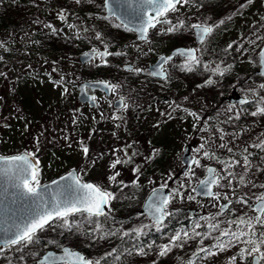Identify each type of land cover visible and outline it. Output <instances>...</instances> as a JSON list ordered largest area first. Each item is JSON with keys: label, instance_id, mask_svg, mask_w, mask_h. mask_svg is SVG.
Returning <instances> with one entry per match:
<instances>
[{"label": "rangeland", "instance_id": "obj_1", "mask_svg": "<svg viewBox=\"0 0 264 264\" xmlns=\"http://www.w3.org/2000/svg\"><path fill=\"white\" fill-rule=\"evenodd\" d=\"M28 1L36 7L34 18L17 25L16 30L10 35L0 36V44L4 45L0 47V57H2L0 73L4 74L0 75V156L34 152L39 155L41 181L46 182L69 170L76 169L81 179L86 180L84 182H92L115 194L121 191L122 186L109 184L107 177L113 171H119L120 176L117 180L123 181L128 185L127 187L132 189L130 198H126L122 204L123 206L128 205L127 208L133 204L135 199L146 198L154 188H159L165 181L168 183L170 180L168 177L171 175L170 169L174 172L171 175L173 179H176L178 174L180 177L167 188L170 192L178 190L183 194V198L178 195L176 199L187 203V215L189 210H193L194 214L202 212L203 215L220 213L221 203L237 194L235 193V188L239 184L237 180L233 179L231 185L227 184V180L223 181L222 185L225 186L221 187L217 196L221 198L227 196L226 201L221 202L217 197L206 200L207 204L204 205V200L194 196L193 191L191 195L195 197L194 199L189 200L187 196L190 194L188 189L195 182V177L204 172L205 167L196 168L194 166L192 169L195 175L189 178L185 177V173H180L181 154L186 145L195 143L191 151L195 157L197 156L196 150L202 144L205 146L203 150L214 152L219 142L218 137L214 136L215 130L210 132L203 124L208 111L202 102L199 99H185L184 84L173 80L156 86L153 95L148 96V91L143 90L147 89L146 83L149 84L150 80L144 76V73L139 75L131 73L134 74L132 78L136 82L133 91L131 86L121 84L117 80L120 76L108 74L103 79L110 84L119 85L116 94H112L111 99L123 97L129 105L127 110L118 113L123 119L112 120L110 118L114 109L109 107L110 99H106L103 95L96 97L97 110L87 105H80L76 100L77 87L82 82L80 68L88 65L83 66L78 62L80 54L58 57L46 54L42 50L39 52L37 51L39 44H36L34 38L36 32L52 31L45 27L47 24L60 29L62 34L70 35L74 33V30L68 29L66 23L58 19L60 11L56 12L52 6L48 5L50 0ZM196 1L190 0L187 5L180 7L172 18L175 21L183 20L188 25L192 23L218 24L221 20L224 21L208 37L204 45L194 46L203 48L202 61L209 63L210 67H215L217 63L221 68L231 65V70L220 77L236 82L233 90L239 95L245 93L247 87L244 86L247 83L251 80H256L258 83L261 81L258 79L259 75L255 79L252 73L255 69V62L258 65V53L264 44V19H262L264 0H254L251 5H246L243 9H240V5L244 4L245 0H227L231 3L230 7L222 10L215 19L206 22L200 16L183 18L185 14H191ZM66 6H68V13H65L68 16L67 23L76 25L82 31L88 29L84 36L88 41L91 39L89 42L91 47L95 46L103 50L101 42L92 39L97 32L93 23L97 16L90 15L91 19L87 16L89 20L82 21L78 14L81 9L79 4L74 0H68ZM168 18L171 20L170 17ZM157 33H160L159 30ZM158 38L157 35L155 39ZM161 38L160 40L163 41L155 42L152 46L148 43H138L127 39L123 44L130 47L135 59H137L136 53L142 55L143 52H150L145 55L147 58L144 61L137 62V67L146 69L151 57L175 45L173 41L165 40L167 35ZM112 40L120 41L118 35L110 31L108 35H105L104 41L111 48L115 43ZM230 43L233 44V48L225 51ZM134 45H139L140 51ZM237 47H240V51H236ZM150 48L152 51H148ZM115 50L117 51V48ZM131 63H134V60H131ZM95 64L97 63L93 65ZM108 65H113V63L108 61ZM117 65L122 68L123 64L118 62ZM242 75L245 78L241 80L239 76ZM62 76L68 88L66 94H62L64 91L62 86L53 84V81H60ZM238 83L241 86L237 87ZM163 88L165 91L159 94ZM132 92L138 94L132 97ZM21 97L26 99L25 104L20 103L19 98ZM176 104L180 105V109L173 111ZM184 109L197 113L201 119L196 121ZM162 113H171V117L162 115ZM74 120L75 123H73ZM202 127L204 130H199ZM90 134L91 138H89ZM37 139L39 150H37ZM80 142L89 147L87 159L81 151ZM127 145H131L126 148L128 156L132 157L131 162L117 165L114 170L110 169L109 165L117 157L128 158L123 151L114 154L113 150L124 149ZM133 152L137 155L133 156ZM146 157H151V159H146ZM200 160L202 165H213V160L202 157ZM137 166L140 171L134 174L133 169ZM236 169V173L244 171L239 166ZM219 174L227 175L223 168L219 170ZM133 180H136L135 186L132 184ZM182 183L187 187L181 188ZM168 210L170 211L169 208ZM255 215L253 211L248 213V217ZM126 219L129 226L133 228L142 225L155 226L140 213H131ZM62 241L65 246L81 252V247L72 245L67 237H63ZM12 254H15L17 259L22 256V252L14 248L6 252V257ZM2 257L0 255V264L6 260ZM40 257L41 255L39 259Z\"/></svg>", "mask_w": 264, "mask_h": 264}, {"label": "snow or ice", "instance_id": "obj_2", "mask_svg": "<svg viewBox=\"0 0 264 264\" xmlns=\"http://www.w3.org/2000/svg\"><path fill=\"white\" fill-rule=\"evenodd\" d=\"M75 2L80 4L82 0H75ZM109 2L110 0H104V7L108 9L109 15H118L115 9L109 7ZM189 2L190 0H135V8L132 9V12L137 16L140 24L135 28H128L125 26L126 30L136 31L138 33V39L145 43H150L148 38L149 31L156 29L158 26H160L159 32L162 35H176L184 30H188L193 34L197 44L202 46L208 37L212 35L214 30L219 27V24H223L224 21L221 20L218 24L192 23L188 25L183 20L173 23L168 18L169 13L179 11L180 7H184ZM253 2L254 0H245V3L240 5V9L245 8L246 5H251ZM112 3L120 5L121 0H112ZM124 3L130 4L131 0H124ZM102 18L108 19L109 17L105 16ZM58 19L66 23L68 29L76 30V39L81 38L77 26L72 23H67L68 16L63 10L58 13ZM229 19H231V17H229ZM262 19H264V17H262ZM165 25H167V27H164ZM115 26L120 27V25ZM45 27L51 29L54 33L59 31L51 24H47ZM84 31L86 32L88 29H84ZM92 39L100 41L103 45V50L93 46L88 52L83 53V56L89 62L98 61L99 63L95 64V66L98 67L100 64L106 66L108 64V57H127V53L123 49L115 52L109 51L110 45L104 41L102 33L96 32ZM89 42H91V39ZM134 46L140 51L139 45ZM0 47H4V45L0 44ZM232 48L233 44L230 43L225 51ZM148 51H152V49L150 48ZM236 51H240V47H237ZM202 53V47H178L173 51L172 55L160 56L156 65H154L152 70L147 72V74L168 80L170 78V67L179 68L180 71L188 73L198 68H203L205 71L210 72V75L203 84L197 85V87L212 86L217 83L212 77L217 75L223 77L231 70L232 66L227 65L221 68L220 64L217 63L215 67H210L209 63L202 61ZM144 54L147 55V53ZM175 57L182 58L183 63L174 65L172 62ZM259 57L260 67L264 69V49L260 50ZM0 59H2V57H0ZM125 70L137 75L145 72V69L135 67L131 63H126ZM53 71H56V69H53ZM0 75L4 74L0 73ZM262 75H264V73H262ZM64 80L65 78L62 76L60 81H53L54 85L63 87L64 91L62 94L68 93V88L65 86ZM96 86L103 87L106 92H110L113 95L116 94V90L119 88V85L110 84L108 82H98ZM85 87L91 88L93 85ZM259 88L264 90V84H260ZM248 91L254 90L249 89ZM185 99H187V97H185ZM88 100L93 106H98L95 96H89ZM240 103L248 104L250 101L244 98ZM109 107L114 109L110 118L112 120H121L123 118L118 113L127 110L129 105L123 97H120L115 104L109 102ZM178 109H180V105L176 104L175 108L172 110L176 111ZM184 111L196 121L201 119L195 112L188 111L187 109H184ZM162 115L171 117V113H162ZM251 115L264 116V97H260L256 110L251 112ZM235 118L239 119V115ZM75 122L74 120L73 123ZM117 127H119V125H117ZM199 130L203 131L204 129L201 128ZM113 135H115V133H113ZM89 138H91V134ZM220 139L222 140L223 136H221ZM80 143L81 151L87 159L90 151L89 147L83 142ZM127 147H131V145H127L124 149H114L113 153L115 154L118 151H123L125 156H128L126 151ZM204 147L205 146L202 144L200 148L196 150L197 156L192 158L191 165H194L196 168L205 167L208 176L206 179L199 181V184L192 189L193 192L217 198V194L213 192V186L224 187L225 185L220 183L221 180H227L228 185H231L233 179L237 178L241 184L245 183V175L252 167V162L249 157L252 156L253 153H249L248 149L245 148L244 152L247 153V155L243 156L242 161L238 159L221 161L216 157L215 153L203 150ZM218 147L225 148L226 145L222 143L218 145ZM251 147L264 151V141H261L259 144L251 145ZM37 150H39L38 139ZM227 151L232 153L233 149L228 148ZM132 155H137V153L133 152ZM200 157L222 163L223 171H226L227 175L222 176L217 169L202 165ZM131 159V156H128L127 159L117 157L111 162L109 167L114 170L117 168V165L127 164L131 162ZM146 159H151V157H146ZM237 166L244 170L243 174H237L231 171V169H235ZM81 171L84 170L81 169ZM139 171V166L133 169L134 174L139 173ZM192 175H195V173L190 167L185 177L189 178ZM118 176H120V172L113 171L107 179L109 184L122 186L121 190H123V187H127L128 185L124 184L123 181H118ZM40 177V161L34 152H25L13 156H0V189L8 192L10 197V203L7 205L0 199V254L11 248H15L17 251L22 252L29 246L39 243L37 234L45 231L47 228L55 230L56 227H59L62 229L59 235H63L64 232L73 233L80 228L81 222L87 223L89 226L88 235L91 239L98 238L103 240L116 236L121 240L125 237H131L139 241L141 237L145 235L144 229L148 228L149 225H142L130 230H123V225L115 230L106 229L105 224L109 220L111 213L110 204L116 199V195L97 184L84 182L76 169H73L67 175L60 177L59 180L52 181L51 184L48 185L42 184ZM229 177H232V179H229ZM137 179H139L138 176ZM168 179H172L171 175H169ZM132 184L135 186L136 180H133ZM52 185L56 187L53 188ZM252 186L256 187L255 184ZM167 187L168 183L165 181L159 188H154L149 202L147 203L148 216L153 221L157 231L164 226L166 218L173 215V212L168 210L169 204H171L178 195L183 198V194L178 190H173L168 195H164L163 190ZM180 187L186 188L187 186L182 183ZM259 187L264 188V185H260ZM187 198L192 200L195 197L188 195ZM224 198L227 199V196ZM237 202L248 204V200L246 199H240ZM13 205H15V207H13ZM250 207L251 210L256 213L254 217H247L246 214L235 216V219L223 222L227 224V228L222 229L220 227L221 222L210 223L207 226L196 223L193 225L191 235L188 231L183 230L175 233L169 238L168 244L158 246L159 250L157 255L159 257L167 256L173 247H183V244L186 243L188 239L194 237H199V242L203 245L204 239L211 237V234L215 232L217 235L212 238L215 239L217 243L212 245L211 248L206 246L199 247L197 252L193 253V256L199 257L201 253H204L206 256H215L217 251H225L229 246L243 243L250 245V247L240 249L239 255L241 258H251L249 264H264V192L254 196V202ZM233 214L235 215L234 210ZM77 215L81 217V222L70 220L71 217H76ZM201 219L204 218L202 217ZM112 222L116 223L114 219ZM205 227H207L208 231L203 233L196 231V229ZM48 244L62 247L56 240H49ZM147 248L152 250L153 245H147ZM212 248L217 251H212ZM62 252L63 255L60 256L48 253L43 256L42 260L38 261V264H101L102 261L107 264L108 257H113L114 260L118 261L121 255L124 254L123 252L118 253L117 249L114 248L111 252L105 253L104 256L93 261L67 247H62ZM133 252L136 255L148 254L143 244L136 246L134 249H129L127 254L131 255ZM32 255L35 257L39 254L33 253ZM21 259H23L22 256ZM236 259L237 257L233 256L231 261H235ZM9 264H11V261ZM153 264H155V261ZM188 264H194V261L190 259Z\"/></svg>", "mask_w": 264, "mask_h": 264}, {"label": "trees", "instance_id": "obj_3", "mask_svg": "<svg viewBox=\"0 0 264 264\" xmlns=\"http://www.w3.org/2000/svg\"><path fill=\"white\" fill-rule=\"evenodd\" d=\"M75 1V0H74ZM68 0H50L49 6L53 8L54 11L63 10L65 13H68V6H66ZM231 3H228L227 0H216L215 2L212 0H197L194 5V9L191 11V14H185L183 18H191L195 16L203 17L206 21H210L215 19L219 13L230 7ZM81 8L78 14L81 16L80 19L82 21L89 19L86 18L90 15L98 16L99 13H103V5L102 0H82L79 4ZM35 5L28 0H0V36L5 37V35H10L15 31L17 25L22 22H28L32 20L35 15ZM91 19V18H90ZM98 22V27L96 28L97 32L102 33L103 37L109 34L110 30L105 28L106 19L101 18ZM178 22V21H177ZM80 32V39H76V30L74 29V33L62 34L60 29L58 32H36L34 34L35 42L38 43L39 46L37 51L41 52L45 51L46 54H50L53 56H76L83 52L90 50L92 47L89 41L85 38L86 32L82 31L79 27L77 28ZM110 29V28H109ZM113 33L117 34L120 41H124L128 39L129 34H125V32L120 27L113 28ZM166 41H173L177 46H188L193 45V35L190 31L184 30L181 33L176 35H167ZM118 44V41L112 40ZM36 48V47H35ZM203 57L201 56V59ZM94 63L87 64V67L80 68V78L83 81L88 80H100L104 79V77L108 74L120 76L117 80L121 84H125L135 89L136 82L133 81L134 74L130 72H125L120 66L117 64L113 65H103L100 66L93 65ZM91 65V68L89 66ZM180 65V64H177ZM258 69V65L255 62V69L252 73L253 77L258 76L256 70ZM174 73L177 75V80L184 84V97H187L188 100H195L199 98L202 104L207 109L208 113L205 116V120L203 124L207 127V130L213 132V130L217 128L223 129L225 134H231V140L224 141L223 144L226 145L225 148H220L218 145L222 144L219 142L215 146L216 157L221 161H229V160H241L244 155L247 153L244 152V149L247 148L249 153H253L249 159L252 162L251 169L245 175V183L241 184L236 179L238 187L235 188L237 194H235L232 198L226 201V199L219 197V200L230 202V207L226 213H215V214H202L199 212L194 216L187 215V203L185 201H181L180 199H175L171 204H169L168 208L173 215L166 218V222L164 226L157 231L156 226H149V228L144 229L145 235L141 237L139 241L131 238L125 237L123 240L120 238L113 236L108 239H91L88 235V225L87 223L81 222V217L77 215L76 217H71L70 220L74 222H81L80 228L73 233L64 232L63 235H59L62 231L59 227H56L55 230L51 228H47L45 231L38 233L39 243L29 246L27 249L22 251L23 259L16 258L15 254L6 257V250L4 253L0 254L5 258L3 264H38L37 261L39 256L45 253L48 250L59 251L62 247L65 246V243L62 241L63 237H67L70 240L72 245H76L81 247V253H83L88 259L96 260L105 253L111 252L114 248L117 249V252H123L120 260H114L113 257H108L107 264H188L189 260H193L194 264H249L251 258L245 257L241 258L239 255L241 248H248L250 245L239 243L235 246H229L225 251H217L212 248V251H217L215 256H206L204 253H201L199 257L193 256V253L197 252L199 247L206 246L211 248L212 245L217 243L215 237L217 233L213 232L211 237L204 239L203 245L200 244V238L194 237L192 239H188L186 243L183 244V247H173L172 250L168 253L167 256L159 257L157 252L159 250L158 246L168 244L169 238L177 232L188 231L190 235L192 234L193 225L196 223H200L202 225L207 226L210 223L221 222L220 227L227 228V224L223 223L226 220L235 219V216L239 215H247L252 212L250 205L254 202V196L259 195L264 192V188L259 187L260 185H264V151H261L258 148L251 147V145L259 144L261 141H264V116H252L251 112L256 110L257 103L260 97H264V90L259 88L260 84H264V79L261 77L260 83L256 82V80H251L246 84L247 87L246 92L241 94L243 97L249 99L250 103L238 106L237 108L233 106H229L226 102V97L231 94L233 89L235 88V83L232 81H228L226 78H221L220 76H215L216 78H212L214 81H217L212 86L207 87H197V85L203 84L204 81L209 77V72L205 71L203 68H199L198 73H188L182 72L179 68H174ZM144 75L148 76L147 70L145 69ZM240 79H244L245 76H239ZM259 77V76H258ZM239 80V81H241ZM169 80L164 81H154L152 84L150 81L148 82L147 89L144 88L143 91H148L154 93L156 90V86L163 85L167 83ZM241 86L238 83L239 87ZM249 89L254 91H248ZM165 91L163 88L159 91V94H162ZM139 92V91H138ZM137 93V92H135ZM132 92V94H135ZM255 93V94H254ZM138 94V93H137ZM132 96V95H131ZM183 97V96H180ZM21 104H25L26 99L24 97L19 98ZM239 115V119L235 117ZM245 116V118H244ZM246 120V122H245ZM203 128V127H202ZM235 129V130H234ZM222 131V132H223ZM227 140V139H225ZM228 148H232L233 152L229 153L227 151ZM36 154V153H35ZM38 158L39 155L36 154ZM213 166H215L219 172L221 168H223L222 163H217L213 160ZM238 167V166H237ZM236 167V168H237ZM42 168V167H41ZM231 169V171L237 172V169ZM260 169V170H258ZM162 171V169H161ZM170 174L173 175L174 172L171 171ZM204 172L199 173L195 177V182L189 187L188 192L193 189L195 183L197 184L203 176ZM237 174H243L240 171ZM180 177V176H179ZM178 177V178H179ZM178 178L170 179L168 185L172 186L174 184L173 181ZM86 181V180H83ZM224 180H221L220 183L223 184ZM250 181V183H249ZM255 184L256 187L252 185ZM221 187H215V193L218 195V192L221 190ZM132 189L127 187L121 190L119 193L115 194L116 199H114L111 204V213L110 218L105 224L106 229L115 230L116 228H120L123 225V230H130L133 227L129 226L128 217L131 213H139L141 206L145 200V197L137 198L133 201L128 208L127 206H123L124 200L126 198H130ZM127 196V197H126ZM240 199L248 200V204H241L237 201ZM203 204L206 205L207 201L204 200ZM233 210L235 211V215L233 214ZM204 219H201V218ZM103 219V218H101ZM113 219L116 223H113ZM196 231L205 232L208 231L207 227L196 229ZM259 231V229H258ZM49 240L58 241L62 247H57L53 244H48ZM143 244L145 245V251L148 252L147 255H136L127 254L129 249H134L136 246ZM153 245V249L149 250L147 245ZM11 248L10 250H13ZM33 253H38L39 255L33 256ZM233 256L239 257V260L231 261ZM225 262L223 263V261ZM101 264H105L104 261Z\"/></svg>", "mask_w": 264, "mask_h": 264}, {"label": "water", "instance_id": "obj_4", "mask_svg": "<svg viewBox=\"0 0 264 264\" xmlns=\"http://www.w3.org/2000/svg\"><path fill=\"white\" fill-rule=\"evenodd\" d=\"M109 7L115 9L116 12L118 13V15H109L108 9L104 7L105 12H106V16H108L109 18L110 17H114L125 29H126L125 26H127L128 28H135V27H138L139 26L140 21L137 18V16L132 12V9L135 8V0H131V3L130 4L124 3V0H121V4L120 5L114 4V3H112V0H110ZM131 32H133L136 35L137 39H138V33L136 31H131ZM194 41H195V39H194ZM195 44L196 45H199V44H197L196 41H195ZM179 48H182V47H179ZM261 49H264V44L262 45ZM174 50H172V52L169 55H172ZM86 52H88V51H86ZM162 56H165V55H162ZM159 58H158V60H159ZM158 60L153 65H151V66L148 67V72L152 70L153 66L156 65V63L158 62ZM78 62L81 65H86V64L90 63L83 56V53H81L79 55ZM258 65H259V69L257 70V74L264 79V75H262V73H264V69H262L260 67V57H259V54H258ZM123 69L125 70V65L123 66ZM153 78H155L157 80H161V81L164 80V79H161V78H158V77H153ZM98 82H105V81H84V82H82V83H80L78 85V87H77L76 100H77V102L80 105L88 104L90 108H96L97 106H93L91 104V102L88 100V97L89 96H95V93L96 92H102L104 95H106V97H110L111 96V93L110 92H106L105 89H103V87L96 86L98 84ZM88 85H93V87H91V88L85 87V86H88ZM241 100H242V98H240V97H237V99H236V101L239 102V103H240ZM115 102L113 104H115ZM21 154H23V153H21ZM192 158L193 157L191 155V146L188 145V146H186V148L184 149V151H183V153L181 155L182 169H181L180 173H187L189 171V168L190 167L192 168L194 166V165H191ZM208 167H212V168H215L216 169V167L215 166H212V165H209ZM70 171H72V170H70ZM70 171L62 174L61 176L53 179L52 181L59 180L60 177L67 175ZM207 176H208V173H207L206 168H205L204 176H203V178L201 180L206 179ZM52 181L46 183L45 185L51 184ZM61 183H63V182H61ZM89 183H91V182H89ZM198 184H199V182L195 185V187ZM52 187L55 188L56 186L55 185H52ZM213 192L215 193V186H213ZM151 193H152V191L145 198V200H144V202L142 204V207H141L139 213L142 216H145L147 218V220L151 224H154L153 221L148 216V213H147V203L149 202V198L151 196ZM169 193H170V190L168 188H165L163 190V194L164 195H168ZM193 194H194V196H196V197H198L200 199H203V200H210V199L213 198V197H210V196L205 195V194H202V193L201 194H197L196 192H193ZM0 199H2L5 202L6 205L9 204L10 203L9 193L6 192V191H3L2 189H0ZM13 207H15V205H13ZM229 207H230V202H225V203H222L220 205L219 210H220L221 213H226L227 210L229 209ZM189 214H190V216H193L194 215V211L193 210H189ZM165 221H164V223H165ZM67 248H70V247H67ZM73 251L78 252L81 255H83L84 257H86L83 253H81L78 250H73ZM48 253H53L54 255H57V256L63 255L62 249L60 251H58V252L49 250V251H46L40 257V259L38 261L42 260L43 256L46 255V254H48ZM38 261H37V263H38Z\"/></svg>", "mask_w": 264, "mask_h": 264}, {"label": "flooded vegetation", "instance_id": "obj_5", "mask_svg": "<svg viewBox=\"0 0 264 264\" xmlns=\"http://www.w3.org/2000/svg\"><path fill=\"white\" fill-rule=\"evenodd\" d=\"M102 5H103V13H99L98 14V16H97V18L94 20V27L95 28H97L98 27V22L97 21H99L102 17H105L106 16V12H105V9H104V0H102ZM175 14L174 13H169V16L168 17H170L171 18V21L173 22V23H176L177 21H175L172 17L174 16ZM89 18H90V16H88ZM106 26H105V28L107 29V30H110V31H112L113 30V28H115L116 26L115 25H120V28L125 32V34H129V37H128V41H130V40H133V41H135V42H138V43H143V41H140V40H138L137 39V37H136V35L133 33V32H131V31H129V30H126L114 17H110V18H108V19H106ZM164 27H167V25H165ZM99 28V27H98ZM110 28V29H109ZM159 28H160V26H158L156 29H152V30H150L149 31V33H148V38H149V41H150V43H148L150 46H152L155 42H160V41H163V40H160V38L163 36L162 34H160V33H157L158 32V30H159ZM110 31H109V33H110ZM158 35V39H155V37ZM193 35V34H192ZM162 39V38H161ZM125 41V40H124ZM124 41H118V42H121V43H113V46H112V48L110 47L109 48V51H110V49L112 50V52H115L116 50V48H117V51H119V50H121V49H123V50H126V53H127V57H123V56H121V57H116V56H112V57H108L107 59H108V61H111L113 64H117L118 62L119 63H122L123 65L121 66L122 68H123V66L124 65H126V63H131V60H134V63H131L133 66H135V67H137V62H142V61H144L146 58H147V56H145V54L144 53H147V54H150V52H143L142 53V55H138L137 53L135 54L136 55V57H137V59H135L133 56H132V53H133V51L130 49V47H128L127 45H125V44H123V42ZM145 43V42H144ZM123 44V45H122ZM175 45L174 46H172L169 50H167V51H165V52H163V53H160V54H158L157 56H153V57H151L150 58V60H149V63H148V65H147V68H146V70H147V72H148V67L149 66H151V65H153L157 60H158V58L160 57V56H162V55H165V56H168L171 52H172V50H174L175 48H178V47H182V48H195V47H198V46H194L195 44H193V45H190V46H177L176 45V43H174ZM120 46H122V48H119ZM91 63H99L98 61H95V62H91ZM174 65H177V64H182L183 63V60H182V58H179V57H176V58H174V60H173V62H172ZM119 66V65H118ZM174 68L173 67H170L169 68V81L170 80H173V81H176L178 78H177V75L174 73ZM199 72V68L197 69V70H195L194 71V73H198ZM145 76V75H144ZM145 77H147L149 80H150V82L152 83V82H154V81H159V80H157V79H155V78H153L152 76H150V75H146ZM88 81H104L103 79H98V80H88ZM166 80H164V82H165ZM155 83V82H154ZM154 83H152V84H154ZM99 95H103V96H105V98L106 99H110V101L111 102H115L116 100H118L119 98H113V99H111V96H112V94H111V96L110 97H106V95H104L102 92H96L95 93V97H98ZM137 95V93H135V94H132V97H135ZM147 95L148 96H152L153 95V93H151V92H147ZM237 97H240V98H242V99H244L245 97H243V96H241V95H239L235 90H233L232 92H231V94L229 95V96H227L226 97V102L229 104V106H233V107H235V108H237L238 106H242V105H245V104H240L239 102H237L236 101V99H237ZM196 99H199V98H196ZM84 105H87L88 107H89V105L88 104H84ZM97 108H98V106L96 107V108H94L95 110H97ZM244 118H245V116H244ZM245 122H246V120H245ZM235 130V129H234ZM214 131V130H213ZM223 131V129H221V128H217V129H215V137H218V140H220V143H223L224 141H227V144H228V141L229 140H231V134L229 135V134H225L224 133V131ZM221 136H223V139L221 140L220 139V137ZM225 139H227V140H225ZM232 141V140H231ZM186 146H188V145H186ZM186 146H185V148H186ZM191 146V151H192V148L193 147H195V143H193V144H191L190 145ZM184 148V149H185ZM184 149H183V151H184ZM191 155H192V153H191ZM192 157H194L193 155H192ZM217 169V168H216ZM66 173V172H65ZM64 174V173H63ZM182 174V173H181ZM62 174H60V175H58L57 177H59V176H61ZM177 177L176 178H178L179 176H180V174H178V175H176ZM57 177H53L51 180L49 179L48 181H46V182H43V181H41V183L42 184H46V183H48V182H50V181H52L53 179H55V178H57ZM174 180V179H173ZM221 213V212H220ZM222 214V213H221Z\"/></svg>", "mask_w": 264, "mask_h": 264}]
</instances>
